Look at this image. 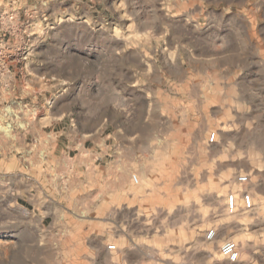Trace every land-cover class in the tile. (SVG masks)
Returning <instances> with one entry per match:
<instances>
[{
    "label": "rangeland",
    "instance_id": "rangeland-1",
    "mask_svg": "<svg viewBox=\"0 0 264 264\" xmlns=\"http://www.w3.org/2000/svg\"><path fill=\"white\" fill-rule=\"evenodd\" d=\"M227 240L264 264V0H0V264H231Z\"/></svg>",
    "mask_w": 264,
    "mask_h": 264
},
{
    "label": "built area",
    "instance_id": "built-area-1",
    "mask_svg": "<svg viewBox=\"0 0 264 264\" xmlns=\"http://www.w3.org/2000/svg\"><path fill=\"white\" fill-rule=\"evenodd\" d=\"M215 138H216V134H212L209 138V142L213 143L215 141ZM132 179L137 181L136 176H134ZM242 203L245 210H251V208L253 207V199L249 194L242 196ZM237 208H238L237 198L235 195L232 194L227 198V205H226L227 212H229L230 214H234L236 213ZM216 235L217 234L215 229H211L207 231V233L205 234V240L208 242H213L217 237ZM107 249L109 251H115L116 246L109 245ZM219 255L228 263L233 264L238 262L240 258V249L238 244L232 240L224 241L219 247Z\"/></svg>",
    "mask_w": 264,
    "mask_h": 264
},
{
    "label": "bare ground",
    "instance_id": "bare-ground-1",
    "mask_svg": "<svg viewBox=\"0 0 264 264\" xmlns=\"http://www.w3.org/2000/svg\"><path fill=\"white\" fill-rule=\"evenodd\" d=\"M133 180H134V179H133ZM136 180H137V181L134 180V182H136L137 184H139V179H138V177H136ZM221 201H222V197H221V196H215V197L213 198V202H214V204L217 205V206H220V205H221ZM237 210H238V208H237ZM239 211H240V210H239ZM239 211H237L235 215H237V213H238ZM228 223H229V222H227L226 224H228Z\"/></svg>",
    "mask_w": 264,
    "mask_h": 264
},
{
    "label": "crops",
    "instance_id": "crops-1",
    "mask_svg": "<svg viewBox=\"0 0 264 264\" xmlns=\"http://www.w3.org/2000/svg\"><path fill=\"white\" fill-rule=\"evenodd\" d=\"M124 207L126 208L127 206L125 205ZM113 220H114V224H117L116 218H114ZM105 251H106V255L107 254L114 255V254L122 253L124 250H122V249L119 250V247H117L115 251H109L107 248L105 249Z\"/></svg>",
    "mask_w": 264,
    "mask_h": 264
}]
</instances>
